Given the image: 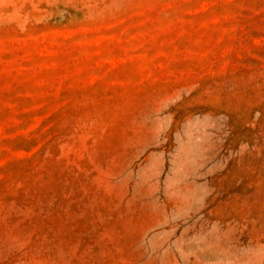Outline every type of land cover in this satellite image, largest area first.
Returning a JSON list of instances; mask_svg holds the SVG:
<instances>
[{
  "label": "rangeland",
  "instance_id": "1",
  "mask_svg": "<svg viewBox=\"0 0 264 264\" xmlns=\"http://www.w3.org/2000/svg\"><path fill=\"white\" fill-rule=\"evenodd\" d=\"M0 264H264V0H0Z\"/></svg>",
  "mask_w": 264,
  "mask_h": 264
}]
</instances>
